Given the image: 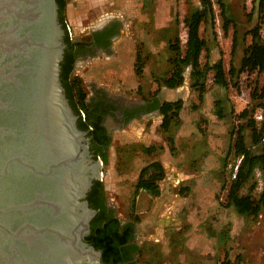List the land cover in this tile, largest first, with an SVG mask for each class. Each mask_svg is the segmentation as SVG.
I'll list each match as a JSON object with an SVG mask.
<instances>
[{
    "label": "rangeland",
    "instance_id": "rangeland-1",
    "mask_svg": "<svg viewBox=\"0 0 264 264\" xmlns=\"http://www.w3.org/2000/svg\"><path fill=\"white\" fill-rule=\"evenodd\" d=\"M223 2L232 23L225 33L222 8L218 0H213L216 23L213 27L207 22L201 28L207 42L201 58L204 64L222 56L228 72L231 64L236 70L241 68L257 26L264 41V19L258 0ZM199 6L200 0H68L63 14L70 37L85 38L103 20L117 19L121 23L111 49L78 60L73 76L82 79L87 99L104 90L146 108V114L124 126L112 119L105 122L112 135L102 168L107 203L119 219L129 222L136 215L142 220L158 203V198L145 190L136 191L142 167L153 160L165 167V178L160 182L165 212L154 219L155 233L148 231L135 237L140 248L138 256L135 254L139 264H220L226 253L236 264H264V208L257 217L239 214L234 207L224 206L227 190L223 188L236 164L233 154H228L232 132L240 124H248V119L240 120L236 114L250 108L255 117L262 109L259 104L264 103V97L259 96L264 73L239 71L234 79L237 84L225 88L214 82L210 71L201 101L192 85L191 67L185 69V80L176 88L163 83L172 70L174 53L169 42L179 36L184 54L187 28L183 20ZM137 56L143 67L141 75L136 72ZM153 97L161 102L183 101L182 119L167 131L160 126L163 115L147 114ZM220 100L223 118L215 113ZM251 132L246 126L248 144ZM170 137L174 138V151ZM150 146L155 147L153 153L147 151Z\"/></svg>",
    "mask_w": 264,
    "mask_h": 264
},
{
    "label": "water",
    "instance_id": "water-1",
    "mask_svg": "<svg viewBox=\"0 0 264 264\" xmlns=\"http://www.w3.org/2000/svg\"><path fill=\"white\" fill-rule=\"evenodd\" d=\"M67 30L57 0H0V264L104 263L87 239L104 161L62 80ZM157 198L135 237L155 230Z\"/></svg>",
    "mask_w": 264,
    "mask_h": 264
},
{
    "label": "trees",
    "instance_id": "trees-1",
    "mask_svg": "<svg viewBox=\"0 0 264 264\" xmlns=\"http://www.w3.org/2000/svg\"><path fill=\"white\" fill-rule=\"evenodd\" d=\"M60 5L61 20L66 26L64 9L67 0H57ZM222 11L221 16L224 22L223 28L227 33L231 19L225 12V4L223 0H218ZM258 7L264 19V0H258ZM216 13L213 0H200V6L191 11L183 20L187 28V41L184 54L182 53L181 40L176 36L169 43L170 50L174 56L170 59L172 64L171 72L164 77L163 83L170 88H175L181 85L184 81V71L187 67H191V77L193 79V87L199 92V100L204 99L206 92V81L210 71H213L214 82L222 87L237 84L234 82L237 72L244 70L259 71L264 73V41L259 34V26L253 30V41L245 50V55L242 59L241 68L236 70L231 64L229 71H226L223 57H219L214 63L207 61L202 64L203 51L207 50V42L201 34L203 24L211 22L214 27L216 23ZM177 22H179L177 18ZM66 42L68 48L65 53V58L62 62V80L66 88L68 97L77 114L79 115V126L85 130L92 127L91 132L94 134L93 148L97 151L96 156H100L104 162L108 159L107 151L101 147V144H106V147L111 141V137L107 135V128L102 124L103 116L96 113L97 106L87 102V92L82 86V79L79 76H73L75 67V54L72 50L74 44L67 30ZM236 34L233 42V52L236 48ZM72 48V49H71ZM71 49V50H70ZM140 63V56H137L136 72L141 75L143 67ZM259 97H264V87L261 90ZM216 115L223 118L224 106L222 101H217ZM263 109L262 121H257L254 117V109L245 108L236 117L238 119H248L246 126L251 127V144H248L244 135L245 125L240 124L237 130L232 132V143L230 144L228 154H233L236 159L235 166L232 168L228 185L223 188L227 190L226 202L224 206L234 207L235 210L242 215L259 216L264 208V103L259 104ZM183 107V101H165L159 102L156 97H153L152 102L148 106V110L159 109L163 115L161 128L164 131L169 130L170 126L180 119V111ZM171 142V150L174 151V138H169ZM149 153L155 151V147L147 148ZM225 165L229 162L225 159ZM259 175V176H258ZM165 178V168L159 160H153L142 167L137 183L136 191L145 190L154 197L161 193L160 182ZM261 180V189L258 190ZM100 188V189H99ZM101 190L100 197L95 192ZM88 199L90 205L98 210L104 211L106 208V193L102 181H96L92 192L89 193ZM103 225L96 227L97 217L92 223V233L88 236V240L98 249L103 251L104 262L108 264H128L127 261L135 257L140 251L139 245L134 241L132 244L128 242L133 239V231L136 223L141 221V216L136 215L132 220L124 225L120 230L119 224L121 219L113 216L108 219ZM136 264V262L130 263ZM220 264H236L226 253L225 258Z\"/></svg>",
    "mask_w": 264,
    "mask_h": 264
},
{
    "label": "flooded vegetation",
    "instance_id": "flooded-vegetation-1",
    "mask_svg": "<svg viewBox=\"0 0 264 264\" xmlns=\"http://www.w3.org/2000/svg\"><path fill=\"white\" fill-rule=\"evenodd\" d=\"M120 24H121L120 21L117 19L106 20L101 26L96 27L97 29L94 28L93 30H91L83 39L73 38L71 36L73 43L74 42L78 43L76 45L74 44L73 49L71 48L74 51V54L76 57L75 62H77L80 59L85 58L88 55L95 54L98 51H109L111 49V44L114 38L118 35ZM87 102L90 104H94L93 106L95 107L97 106L96 113L103 116L102 124L104 126H105V122L108 119H112L114 123H120L124 126L133 118H138L140 115H143L146 113L145 107L138 106L133 103H127L122 98L113 97L104 91L97 92L96 95H93L90 97V99H87ZM91 130H92V127L89 128V133L91 136V148H92V151L96 154L97 151L93 148L94 134L93 132H91ZM110 130L112 129L107 128L108 137H111L112 135V131ZM101 147L103 148V151H104L106 149V144H101ZM96 181H102V180H96ZM96 181L94 182L93 186L96 184ZM93 186L91 190L89 191V193L92 192ZM100 192L101 190H99L98 192H95L98 197H100V195L102 194ZM113 216L117 217L116 214L114 213V210L108 205L107 198H106V208L104 209V211L97 209V213L95 214V216L93 217L91 221V233H92V227H93L92 223L96 217H97L96 227H99V225L101 224L103 225L105 222H108L107 218L110 219ZM126 223L127 222H123L121 220V223L119 224L120 230L124 228V225ZM134 232H135V227L133 231V239L132 238L130 239V241L128 242L129 244H132L135 241ZM133 262H135V257L127 261L128 264L133 263ZM103 264H108V263L104 262ZM119 264H124V263L122 262Z\"/></svg>",
    "mask_w": 264,
    "mask_h": 264
},
{
    "label": "crops",
    "instance_id": "crops-1",
    "mask_svg": "<svg viewBox=\"0 0 264 264\" xmlns=\"http://www.w3.org/2000/svg\"><path fill=\"white\" fill-rule=\"evenodd\" d=\"M190 73H191V72H190ZM184 80H185V78H184ZM185 82H186V81H185ZM175 88H176V87H175ZM99 91H104V90H99ZM99 91H97V92H99ZM97 92H96V94H97ZM104 92H106V91H104ZM93 95H94V94H93ZM156 98L159 100V102H161L160 99H159L158 97H156ZM178 100H180V99H178ZM165 101H175V100H164L163 102H165ZM163 102H161V103H163ZM155 112H159V114H161L159 109H154V110L148 111L147 114H155ZM145 114H146V113H145ZM161 115H162V114H161ZM140 116H141V115H140ZM140 116H139V117H140ZM180 117H181V119H182V115H180ZM133 119H134V118H133ZM161 123H162V121H161ZM161 123H160V124H161ZM164 168H165V167H164ZM155 231H156V230L151 231V232H152V233H155ZM147 233H148V232H147ZM137 256H138V254H137ZM137 256H135V262H136L137 264H139L138 261H137Z\"/></svg>",
    "mask_w": 264,
    "mask_h": 264
},
{
    "label": "built area",
    "instance_id": "built-area-1",
    "mask_svg": "<svg viewBox=\"0 0 264 264\" xmlns=\"http://www.w3.org/2000/svg\"><path fill=\"white\" fill-rule=\"evenodd\" d=\"M255 118H256L258 121H262V119H263L262 109H261V110H258V112L255 114ZM263 139H264V138H263Z\"/></svg>",
    "mask_w": 264,
    "mask_h": 264
},
{
    "label": "bare ground",
    "instance_id": "bare-ground-1",
    "mask_svg": "<svg viewBox=\"0 0 264 264\" xmlns=\"http://www.w3.org/2000/svg\"><path fill=\"white\" fill-rule=\"evenodd\" d=\"M102 22H103V21H101L100 23H102ZM103 23H104V22H103ZM103 23H102V24H103ZM102 24H100V25H102Z\"/></svg>",
    "mask_w": 264,
    "mask_h": 264
}]
</instances>
